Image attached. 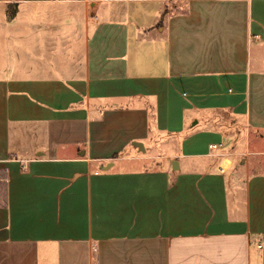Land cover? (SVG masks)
<instances>
[{
  "label": "crops",
  "instance_id": "obj_1",
  "mask_svg": "<svg viewBox=\"0 0 264 264\" xmlns=\"http://www.w3.org/2000/svg\"><path fill=\"white\" fill-rule=\"evenodd\" d=\"M0 264H264V0H0Z\"/></svg>",
  "mask_w": 264,
  "mask_h": 264
},
{
  "label": "rangeland",
  "instance_id": "obj_2",
  "mask_svg": "<svg viewBox=\"0 0 264 264\" xmlns=\"http://www.w3.org/2000/svg\"><path fill=\"white\" fill-rule=\"evenodd\" d=\"M230 133H232L231 130H230ZM235 159H236V157H235ZM228 164H229L228 161H225V162H224V164H223V170H225V168H226V166H227ZM238 164H239V163H238V158H237V159L235 160V163H234L233 167H236ZM231 167H232V166H231Z\"/></svg>",
  "mask_w": 264,
  "mask_h": 264
},
{
  "label": "built area",
  "instance_id": "obj_3",
  "mask_svg": "<svg viewBox=\"0 0 264 264\" xmlns=\"http://www.w3.org/2000/svg\"><path fill=\"white\" fill-rule=\"evenodd\" d=\"M216 148L217 147L215 145L209 146V150H216ZM219 170L222 171V167Z\"/></svg>",
  "mask_w": 264,
  "mask_h": 264
},
{
  "label": "bare ground",
  "instance_id": "obj_4",
  "mask_svg": "<svg viewBox=\"0 0 264 264\" xmlns=\"http://www.w3.org/2000/svg\"><path fill=\"white\" fill-rule=\"evenodd\" d=\"M223 169V168H222Z\"/></svg>",
  "mask_w": 264,
  "mask_h": 264
},
{
  "label": "water",
  "instance_id": "obj_5",
  "mask_svg": "<svg viewBox=\"0 0 264 264\" xmlns=\"http://www.w3.org/2000/svg\"><path fill=\"white\" fill-rule=\"evenodd\" d=\"M139 146V145H138Z\"/></svg>",
  "mask_w": 264,
  "mask_h": 264
}]
</instances>
